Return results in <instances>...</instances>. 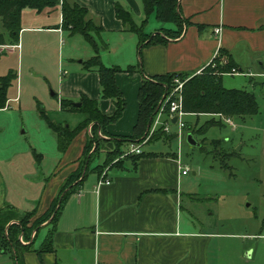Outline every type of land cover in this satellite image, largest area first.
Returning <instances> with one entry per match:
<instances>
[{"label":"crops","instance_id":"obj_1","mask_svg":"<svg viewBox=\"0 0 264 264\" xmlns=\"http://www.w3.org/2000/svg\"><path fill=\"white\" fill-rule=\"evenodd\" d=\"M48 1L52 5L40 11L31 8L21 10L16 42H9L1 27L0 32L5 39L2 45L6 46L0 47V55L15 53L17 57L25 56L27 76H24V83L38 77L33 75L36 71L43 85L52 88L49 95L58 101V110L60 99L75 102L80 95H84L96 100L100 113H112V100L100 97L97 73L82 66V61L93 55L92 48L80 34H70L62 28L61 0ZM67 2L84 7V18L100 27L94 39L98 46H103L98 52L103 65H138L140 68V71L130 75L125 72L114 75L125 106L120 117L105 126V137L132 134L137 114L136 93L144 76L153 78L171 73L195 74L219 56L220 50L230 56L234 63L232 68L241 71V66H248L247 62L252 56L254 59L258 52L264 51V0H178L179 12L188 23L182 25L176 37H166L163 43L142 45L139 56L136 34L124 29L121 21L114 16L113 7L118 3L129 11L133 22L139 24L144 18L140 0ZM158 23L161 22L157 21L153 30L148 31L149 34L164 28H175L172 23ZM64 34L72 41V48H82L81 54L72 57L66 51L61 56V52L56 60V68L49 70L48 48L51 49L54 40H60ZM14 79L17 83L22 82L20 75L15 74ZM62 112L71 116L77 114ZM80 119L81 115L71 128ZM87 135L85 129L74 134L65 150L59 151L49 174L42 177L43 172H40L39 178H32L33 185H39V193L33 197L34 216L49 207L60 185L76 169ZM172 141L164 138L151 140L139 147L138 155L133 154L131 157L132 154H120L101 172L89 170L61 205L51 229L42 226L46 230L44 237L50 232L51 251L38 255L36 249L40 243L38 247L32 245V250L19 255L20 263L209 264L208 247L217 233L193 228L198 218L194 216L193 219L188 211L189 205L202 200L182 191L186 186L182 177L188 172L180 174L177 161L181 154L177 158L175 151H155L150 147L157 142L169 144ZM129 144L122 142L119 145L121 152ZM144 145L149 146V149H142ZM103 151L100 154L103 155ZM39 156L40 153L35 158L39 159ZM102 172L109 183L96 188L95 183ZM184 198L187 207L181 205ZM5 205L16 206L6 203L0 191V206ZM183 212L186 215H182ZM0 264L16 262L8 251L0 250Z\"/></svg>","mask_w":264,"mask_h":264},{"label":"rangeland","instance_id":"obj_2","mask_svg":"<svg viewBox=\"0 0 264 264\" xmlns=\"http://www.w3.org/2000/svg\"><path fill=\"white\" fill-rule=\"evenodd\" d=\"M47 7L50 6L44 8ZM146 19L143 31L149 33L157 21L153 13L148 14ZM88 28L86 26L85 29ZM67 38L68 36L64 34L60 40L56 42L54 40L51 49L48 48L49 70L53 71L56 68V60L61 52V56L65 55L66 51L72 57L74 54H81L82 48L78 47L77 50L72 48L70 46L72 41ZM85 46L89 47L86 44ZM256 55L254 59L252 56L251 60H248V66H241V71L221 76L224 88L246 90L251 93L258 106V111L254 115L248 117L242 124L240 120L217 114L183 115L184 127L179 145L174 139L176 127L171 125L170 131L164 134H172L174 141L169 144L157 142L150 146L153 150L162 152L179 150L181 167L186 166L188 172L182 177L186 184L182 191L202 200L189 205L188 211L193 215V219L194 216L198 218V221L193 223V228L217 233L213 235L208 247L209 264H264V238L257 236L264 234V51ZM217 58L219 61H226L225 54L219 53V56L208 63V67H214ZM26 67L25 56L17 57L15 53L0 55V76L11 71L20 75L22 80L20 83H17L16 79L10 82L6 89V102L0 108V191L6 203L16 204L14 210L19 214V219L23 218L21 217L23 212L33 208L35 202L33 197L39 193V185L34 186L32 178H39L40 172H43L42 177H46L56 163L55 158L59 156L55 133L39 117L38 107H41L48 118L60 126L59 128L62 127V123L71 128L76 118L80 117L79 113L71 116L58 110V101L49 95L52 88L43 85L42 78L39 74L36 75V71L33 75L38 77L33 80L31 78V82L26 78L28 82L24 83V76H27ZM229 71L230 69L224 73ZM182 75L186 78L191 76ZM211 118L219 123L214 126L212 122V126L204 131L197 130L205 120ZM91 124L92 122H89L84 127L85 130H89L88 135L91 134ZM187 131L201 145H188L184 141ZM155 133L157 132L147 131L129 143L143 145L151 141L150 137ZM105 136L107 135L104 131L96 130V137L99 138L97 147L94 148L90 142L86 144L75 173L64 183L66 187L63 192L74 188L80 179V173L83 172L85 162L89 167L103 163L102 168H98L101 172L115 161L116 156L104 164V159H108L105 149L112 147L113 144L111 136ZM237 146L239 149L235 150ZM147 148L149 149V146L142 147L144 150ZM102 151L103 155L100 154ZM38 153L40 156L36 159L34 154ZM58 203L59 199L48 209L49 217L43 218L42 222L40 220L33 222V217H30L28 224L33 222L34 227L32 226L29 232L25 230L28 233L27 238L15 233L18 243L27 244L37 225L39 229L32 245L38 247L46 231L42 226L51 218ZM181 205L187 207L186 198ZM182 215L186 214L183 212ZM192 215L189 214L190 217ZM0 248L8 251L1 243Z\"/></svg>","mask_w":264,"mask_h":264},{"label":"trees","instance_id":"obj_3","mask_svg":"<svg viewBox=\"0 0 264 264\" xmlns=\"http://www.w3.org/2000/svg\"><path fill=\"white\" fill-rule=\"evenodd\" d=\"M140 2L144 18L139 24H135L129 11L118 3H115L113 7L114 16L121 21L124 29L136 34L138 38V56L139 49L142 45L163 43L166 37H176L180 34L182 25L188 23L179 12L178 0H140ZM51 5L52 2L48 0H0L1 27L6 32L9 42L12 43L17 40L18 31L20 29V12L23 8H31L40 11L42 8ZM60 13L62 28L68 30L70 34H80L92 48L93 55L83 60L82 66L86 70L93 69L97 73L100 97L111 99L114 109L112 113L108 115L102 114L98 110L96 100L80 95L79 99L75 101L79 102V106H74L73 101L68 99L59 100V108L61 111L77 112L81 115V119L72 128L67 127L65 123H62V127L59 128L60 126H58L56 122L51 121L41 107H38V114L39 117L44 120L46 126L55 133L58 151H64L74 134L84 129L89 122H92L91 134L86 137L84 149L88 142L96 148L99 139L96 137V130L99 129L100 131H104L107 124L114 122L120 117L125 106L124 98L115 83L114 75L117 72H125L130 75L137 70L140 71V68L138 65H127L125 67L116 65L105 66L100 62L98 52L103 46H98L94 39V34L98 32L100 27L95 26L89 19L84 18L86 14V9L84 7L76 3L69 4L67 0H61ZM150 13H153L156 21L161 23H172L175 28L173 30L164 28L152 34L144 32L143 25L146 22V16ZM86 26L89 28L85 29ZM91 32L94 33L91 34ZM4 41V35L0 32V44L4 43ZM220 54H225V52L220 50ZM225 56L226 62L219 61L217 58L215 59L216 63L214 67L211 68L207 65L201 69L199 73L192 74L188 76V78L180 73L163 74L153 78L144 76L136 93L137 114L135 124L133 125V132L130 136H111L113 144L105 153L106 156L108 155V159H104V164H107L113 157H118L122 153L119 148L122 142L137 140L138 137H141L142 134L148 131L149 124L155 112V107L162 98V95L166 92V89L168 90L173 76H177L180 80H183L181 88V110L184 113L195 115L219 114L220 116L232 117L234 120H240L241 124L244 123L248 117L254 115L258 111V106L251 93L246 90L226 89L221 84L222 74L234 65L230 56L227 54H225ZM14 78L15 74L11 71L0 76V108H2L6 102V89ZM212 122L214 126L219 123L211 118L205 120L197 130L204 131L212 126ZM156 132L157 133L150 137V140L164 138L169 141L173 137L172 134H164L160 129L156 130ZM214 147L217 148V146H213V148ZM130 156L132 157L134 155L132 154ZM102 166L103 163H99L93 167H89L85 162L82 170L83 172L81 171L82 173H80L79 176L80 179L73 189L79 185L81 179L89 170L100 172L98 168L100 169ZM73 173H75V170L71 174ZM70 175H68V177ZM68 177L60 185L49 207L38 216H34L35 210L32 208L31 210L23 212L21 214L23 218L19 219V214L15 212L13 206H0V243L8 250L16 264H21L19 255L23 251L32 250V244L39 228L36 225L32 238L24 245L18 243L14 234L16 233L21 235V237L27 238L28 233L25 230L29 232L33 226V222L39 220L42 222L43 218H48V209L59 199L55 212L51 218L43 224V226L51 229L61 205L73 190L71 188L63 192L66 187L64 183L71 179ZM30 217H33L32 224H28ZM51 249V235L49 232L46 237L43 238L40 246L36 249V253L39 255L42 252L51 251ZM0 250L4 251L2 248H0Z\"/></svg>","mask_w":264,"mask_h":264},{"label":"built area","instance_id":"obj_4","mask_svg":"<svg viewBox=\"0 0 264 264\" xmlns=\"http://www.w3.org/2000/svg\"><path fill=\"white\" fill-rule=\"evenodd\" d=\"M217 29H215V32ZM6 45L0 44V47H5ZM201 71L198 70L195 74L199 73ZM236 69L230 68V71L227 74H233L236 73ZM182 83L183 80H180L179 77L173 76L171 79V82L169 85L170 88L168 90L166 89V92L162 95V98L160 99L157 108L154 112L153 118L151 120V123L149 124V133H152L158 129H160L163 133H168L170 131V126L175 125L176 130L175 134L176 137L174 138L175 140L178 141V145L181 143V131L184 127V121L182 116L186 115L188 113H184L181 110V88H182ZM165 115V116H162ZM215 115V114H214ZM219 115V114H217ZM162 116V117H161ZM175 117V121L172 123L171 119ZM228 121V120H227ZM89 130L87 129V132ZM141 145H132L130 144L128 147H126L120 156H125L128 154H138L140 152V147ZM177 158H179V150L176 151ZM178 166H179V171L180 174H185L187 172V167H181L180 161H177ZM104 172L101 173L99 178L97 179L95 183V187L98 188L102 184H108L109 181L104 179ZM262 238H264L263 235H257ZM19 240H21L19 238ZM93 264H98L97 262H94Z\"/></svg>","mask_w":264,"mask_h":264},{"label":"water","instance_id":"obj_5","mask_svg":"<svg viewBox=\"0 0 264 264\" xmlns=\"http://www.w3.org/2000/svg\"><path fill=\"white\" fill-rule=\"evenodd\" d=\"M50 93H52V92H50ZM73 105H74V106H79V102H73ZM174 121H175V117H173V118L171 119V122H172V123H173ZM184 140H185V142H186L188 145H190V146H199V145H200L199 142H196V141L194 140L192 134L189 133V132H187V133L185 134V139H184ZM238 149H239V146H237L235 150H238Z\"/></svg>","mask_w":264,"mask_h":264}]
</instances>
